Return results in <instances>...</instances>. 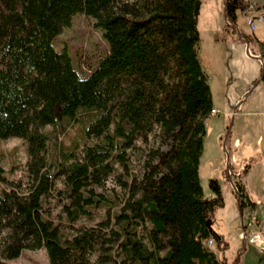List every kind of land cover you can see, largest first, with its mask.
I'll return each mask as SVG.
<instances>
[{"label": "trees", "instance_id": "trees-1", "mask_svg": "<svg viewBox=\"0 0 264 264\" xmlns=\"http://www.w3.org/2000/svg\"><path fill=\"white\" fill-rule=\"evenodd\" d=\"M201 3L0 0V140L25 141L30 181L25 191L20 183L5 189L0 174V264L41 248L49 264H225L219 255L228 242L211 229L225 201L217 179L208 180L207 196L199 177L213 109L197 52ZM247 9L246 0H224L233 24ZM77 14L93 19L107 44L86 76L54 47ZM72 126L76 133L65 144L59 136ZM151 137L158 147L147 152L138 179L133 149ZM50 144L56 159L48 158ZM251 166L236 172L229 162L225 171L243 178ZM108 179L123 199L104 189ZM58 181L66 227L100 207L111 209L112 219L64 235L44 208ZM234 185L239 207H253L243 186Z\"/></svg>", "mask_w": 264, "mask_h": 264}, {"label": "rangeland", "instance_id": "rangeland-1", "mask_svg": "<svg viewBox=\"0 0 264 264\" xmlns=\"http://www.w3.org/2000/svg\"><path fill=\"white\" fill-rule=\"evenodd\" d=\"M250 1L256 2L259 6L248 5L246 12L261 11L260 14L252 17L246 12H239L236 25L242 36L249 39L251 53L254 55L259 53L258 56L261 57L262 48L260 44H253L252 34L259 38L264 37V24L260 20V16H264V0ZM201 2L197 23L200 33L197 52L208 78L214 109L218 114L206 119L203 152L199 166L200 182L205 195L209 196L211 191L208 180L210 178L218 180L226 203L224 212L229 214L232 207L238 209L239 200L233 188L235 185H231L230 179L233 184L236 180L242 185V178L229 175V171L225 170L229 162L231 169L236 172L245 164L250 163L252 166L249 173L244 176V180L247 193L255 203L252 215L264 219V58L261 57L262 62L260 59L248 56L245 52V44L238 38L235 40L237 35L235 29L230 26H228L229 30L225 29L224 0H201ZM248 18L253 19V29L248 24ZM94 22L93 19L83 14H77L73 17L71 24L63 28L54 40L55 49L65 50L73 66L85 76L88 75L89 67L104 55L107 48L102 33L94 27ZM242 92L244 93L243 99L240 103H236ZM44 131H52V127L47 126ZM51 133L56 134L54 131ZM75 133L76 127L72 126L64 136H59V139L67 144ZM223 144L227 152L224 151ZM136 145L137 148L133 149L131 159L133 169L140 179L144 172L146 154L151 148L158 147V142L155 137H151L148 143L138 141ZM55 151L53 144H50L49 159H56ZM26 161V144L23 139L11 137L0 140V174L7 181L2 184L3 188H9L12 183H20L21 191L26 190L30 184L26 172ZM62 188V184L58 181L55 189L46 196L44 208L46 214L60 226L64 235L71 236L75 229L94 226L102 220L112 219V210L100 207L95 210L91 218L78 219L73 224L74 229L66 227L65 214L62 209L65 200H62L57 193V190ZM104 189L112 192L113 196L117 197V201L123 199V192L113 179H108ZM238 217L233 227L230 226V219L217 223L225 234L228 232L230 234L229 244L232 254L237 246L247 247V249L250 247V244L244 243L237 237L236 227L240 226L241 220L245 222L247 219L245 216L241 218L239 211ZM5 237V231L0 233V249L5 243ZM239 254L236 263L242 264L243 256ZM219 256L223 261V256ZM3 261L7 264H49L47 251L44 248L23 249L18 257ZM246 264H264V256L261 258L252 256Z\"/></svg>", "mask_w": 264, "mask_h": 264}, {"label": "crops", "instance_id": "crops-1", "mask_svg": "<svg viewBox=\"0 0 264 264\" xmlns=\"http://www.w3.org/2000/svg\"><path fill=\"white\" fill-rule=\"evenodd\" d=\"M246 2L250 6H252V5H258L256 2L250 1V0H246ZM260 12L261 11H259L258 13L254 12V11H247L246 13L248 15H251L252 17H257V15L260 14ZM263 12H264V9H263ZM263 15H264V13H263ZM260 20H262V22L264 24V16H260ZM252 35H253L252 36V38H253L252 41H253V44L254 45H258V44L264 43V37L263 38H259L255 34H252ZM235 40H238L237 39V35H236ZM255 55H260V54L258 53V54H255ZM243 94H244L243 92L240 94V96L236 100V103H240L241 102V100L243 99ZM213 108H214V106H213ZM199 166H200V164H199ZM244 178L245 177H243L241 179L242 185H243V188H244L245 193L249 197V194L247 193V187H246ZM230 182H231V185H232V182H233L232 179H230ZM225 207H226V203H225V205H224L223 208L218 209V212L215 213V220H214L213 225H212L213 231L216 234H218V235H223L225 241H227L228 242V245H229L228 248L224 251V253L222 255L223 258H224V263L225 264H237L236 263V259H237V256H238L239 253L242 254V256H243V262H242V264H246L247 260L250 259V258H252V256H256L258 258H261V256H264V253L259 252L252 245H250L249 249H247V247L237 246L235 248V250H234V253L232 254L231 253L232 248H231V246L229 244V239H230L229 232L227 234H225V231L220 226H217V223L219 221L226 220V219H230L231 220L230 226L233 227L235 225V223H236L237 218H239L238 217V211H239L241 218H242V216H245V218H247L245 222H243V220H241L240 221V226L236 227L237 230H238L237 237L240 239L239 233H240V229L243 226H245V227H251V228H256V227H261L264 224V219H259L258 217H256L257 218V221H256V224L255 225L251 221V217L250 216H252V210H254L255 205L252 208H251V206H246V207L240 208L239 205H238V209H236L235 207H232V209L230 210V213L229 214H225V212H224V208ZM247 211H248V213H247ZM210 249L212 251H214L217 255L219 254L218 253V250L216 248L215 241L213 243V246Z\"/></svg>", "mask_w": 264, "mask_h": 264}, {"label": "built area", "instance_id": "built-area-1", "mask_svg": "<svg viewBox=\"0 0 264 264\" xmlns=\"http://www.w3.org/2000/svg\"><path fill=\"white\" fill-rule=\"evenodd\" d=\"M248 24L251 26V29L254 28L253 26V19L248 18ZM218 112L213 108L210 111L209 116L217 115ZM264 195V190H263ZM251 221L255 225L257 218L255 215L251 216ZM240 239L244 243H248L254 246L259 252L264 253V224L261 227L251 228L243 226L239 233ZM214 240L213 239H206L205 244L208 248L213 246Z\"/></svg>", "mask_w": 264, "mask_h": 264}, {"label": "water", "instance_id": "water-1", "mask_svg": "<svg viewBox=\"0 0 264 264\" xmlns=\"http://www.w3.org/2000/svg\"><path fill=\"white\" fill-rule=\"evenodd\" d=\"M225 23H226L228 26H230L231 28H234V29H235L236 34H237V38L245 44V52H246V54H247L248 56H251V57H254V58L260 59V60L263 62V59H262L260 56H258V55H254V54L251 53V51H250V47H249V44H250L249 39H247V38H245V37L242 36V33L240 32V30H239V28L237 27L236 24L229 23V21L226 20V15H225ZM223 149H224L225 152H227V151L225 150V144H223ZM233 185H234V184H233V182H232V186H233ZM233 188H234L235 190H237L235 186H233ZM210 227H211V226H210ZM211 229H212V227H211ZM214 233H215V232H214Z\"/></svg>", "mask_w": 264, "mask_h": 264}]
</instances>
